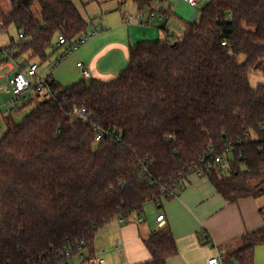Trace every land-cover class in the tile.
Listing matches in <instances>:
<instances>
[{
	"label": "trees",
	"instance_id": "trees-1",
	"mask_svg": "<svg viewBox=\"0 0 264 264\" xmlns=\"http://www.w3.org/2000/svg\"><path fill=\"white\" fill-rule=\"evenodd\" d=\"M2 1L0 32L22 35L11 43L27 61L45 63L62 48L60 35L71 44L87 34L70 1L7 0L9 14ZM116 1L142 13L155 2ZM198 12L180 38L133 45L112 81L62 87L49 77L54 98L35 93L18 108L31 110L0 137V264H62L70 248L87 262L99 229L161 205L160 188L190 175L186 167L204 156L226 160V169L205 174L225 200L264 197V85L249 84L251 73L264 74V0H208ZM81 106L109 135L94 141L90 126L70 115ZM144 245L150 260L142 264L177 255L166 226ZM258 245L264 225L231 261L254 264Z\"/></svg>",
	"mask_w": 264,
	"mask_h": 264
},
{
	"label": "crops",
	"instance_id": "crops-1",
	"mask_svg": "<svg viewBox=\"0 0 264 264\" xmlns=\"http://www.w3.org/2000/svg\"><path fill=\"white\" fill-rule=\"evenodd\" d=\"M104 1H115L116 12L107 15L115 8L112 4L104 10V13L98 17L99 26L104 27V31L83 46L75 54L71 64L75 65L81 74L77 64L82 63L89 73V80L100 82L112 81L125 70L129 62V51L133 45L142 41H161L167 34L174 37L173 29H177L178 25L180 31L184 28L185 32L188 26L186 11L193 9L182 0H159L154 7L160 13L157 20L163 23L152 25L150 21L149 25L140 26L134 21L127 24L123 21V16L132 10L127 8L122 11V8L131 2L120 5L116 0ZM131 5L133 11L137 12L136 6L133 3ZM2 7L5 14L10 13L11 8L7 0L2 1ZM90 25L92 26L93 23ZM155 26H157L156 29ZM89 31L87 30V33ZM184 32L178 37H181ZM160 33L165 37L161 38ZM64 50V47L60 48L57 54H61ZM52 76L53 74L51 78ZM56 78L60 82L56 81L57 79L53 81L64 87L66 80L63 75L59 74ZM0 90L5 92L8 90L5 83L4 86H0ZM262 208H264V197H249L228 202L215 191L206 177L198 178L193 174L188 175L181 191L174 198L163 199L159 208L160 212L156 214L164 216V226L171 233L177 249V255L170 258L167 264H207V260L216 255L219 256L221 264H234L231 261V255L242 247L243 238L264 225V220L259 213ZM142 223L143 219L137 222L133 218L122 223L115 220L112 229L116 231L114 236L116 239L111 246L112 238H101L97 244L95 235L94 249L100 254L103 264H142L150 260L144 241L157 226L154 221L155 228L147 230L141 226ZM104 230L108 232L109 228L106 226ZM118 241L121 245L116 249ZM262 247L264 246L258 245L254 248V264H256L257 252L264 249Z\"/></svg>",
	"mask_w": 264,
	"mask_h": 264
},
{
	"label": "built area",
	"instance_id": "built-area-1",
	"mask_svg": "<svg viewBox=\"0 0 264 264\" xmlns=\"http://www.w3.org/2000/svg\"><path fill=\"white\" fill-rule=\"evenodd\" d=\"M187 3L193 9H198L200 7V1L197 0H182ZM159 2V0H155V3ZM152 12L150 13H142L138 12L135 17L132 16H123L124 23H130L131 21H135L140 26H147L149 22L156 18L157 14H159V10L155 7H152ZM104 31L103 27H100V32ZM98 35V31L92 30L89 34L82 35L75 42L69 44L67 40L62 36L57 37V46L64 47V51L61 55L55 59V67H58L64 60L68 57L77 54L80 49L85 46L93 37ZM173 38L170 34L166 35L167 40ZM180 38V37H177ZM22 39V35H18V40ZM1 56H0V79L4 80L6 83L7 91L10 92L12 98L9 102V107L3 111L2 117H7L10 113H16L18 108L21 107L23 102L31 95L35 93L47 94L48 98H54V94L50 91L48 86V81L51 78V74L53 72V67L48 68V76L40 77L38 76L39 66L36 62L27 61V58L20 53L19 48L16 46L15 42L9 43L7 46L0 48ZM77 66L81 69V74L83 80H89L90 76L85 66L82 63L77 64ZM71 117L79 121L83 124H87L90 126L91 130L95 133V142H99L101 138L105 135H109L108 133H104L91 119L90 115L87 112V109L83 106L75 109L70 113ZM1 125V120H0ZM115 140L120 141L119 135H117ZM151 162H147L146 165H150ZM218 166L220 169H226L227 163L225 159H217L216 161L206 160L205 156L200 158L197 163L191 164L186 167V170L190 172L189 174H193L198 178L205 177V174L211 170L212 167ZM185 174L179 176L177 180L171 183L170 186L161 187L160 194L162 198H174L176 194L181 191L183 185L186 180ZM146 206H151L154 209H159V203H150ZM130 218V217H129ZM129 218L117 219L116 221L119 223L127 221ZM137 222H141L142 218L136 216L134 218ZM156 230L164 226V216L162 214L156 215L155 219ZM121 245V242H117L116 249ZM60 258H62V264H103V260L100 257V254L96 253L91 259L87 262L85 261V256L80 252H73L72 248L65 250L60 254ZM207 264H221V260L218 255L213 256L207 260Z\"/></svg>",
	"mask_w": 264,
	"mask_h": 264
},
{
	"label": "rangeland",
	"instance_id": "rangeland-1",
	"mask_svg": "<svg viewBox=\"0 0 264 264\" xmlns=\"http://www.w3.org/2000/svg\"><path fill=\"white\" fill-rule=\"evenodd\" d=\"M69 1L72 2L78 8L79 12L81 13V15L83 17V20H85L89 24L88 31L92 27L91 31L96 30V31H98V34L100 33V26H99L100 20L98 19V17L102 13H104L105 9H108L110 7V4L114 5L115 8L110 10L107 13V15H109L113 12H116L115 9H116L117 4L115 1H110V2H105L104 0H96V1L69 0ZM197 1L201 2L200 6H204L208 3V0H197ZM154 4H155V2H154ZM154 4H153V7H154ZM126 6H125V8H122L123 9L122 11H125L124 9H127V8H130V10H132V12H127L126 16L135 17L137 15L138 11L137 12L133 11L131 3H127ZM95 11H97V12H95ZM186 14L188 15L187 16L188 18L186 20V22L188 24H193L198 20V17H199L198 9H196V10L192 9V11H186ZM159 17H160L159 14H157L156 18L154 20H151L152 25H156L157 23H160V24L163 23V22H159V20H157ZM90 23H93V25L91 26ZM135 24H137V23L135 22ZM171 27H172V25H171ZM179 27L180 26L178 25L177 29L176 28L173 29L174 38L178 37L179 34L181 35L184 32V28H182L180 31ZM154 28L156 29L157 26H155ZM89 33H90V31H89ZM160 37L164 38L165 35L160 33ZM93 38H96V36ZM10 40H13V41L18 40L17 34L13 28H9L6 32H3V31L0 32V48L7 46L9 44ZM59 50L60 49H58L54 53H52V55L49 57V59L45 63L38 65L39 66L38 76L39 75L42 77L48 76V74H49L48 68L53 67L52 79H57L56 76L58 77L59 74H62L64 79L66 80V82H64L66 84H64L63 86L64 87H70L71 85L76 84L77 82H80L83 79H82V76L80 74V70L78 68H76L75 65H73V66L71 65L73 63L75 55L68 57L58 67L54 66L55 65V56L57 55ZM236 59H237V62L239 64L243 63L245 60L244 56H241V55L237 56ZM68 66H70V68H68ZM66 68H68V69H66ZM56 81L60 82L58 79ZM85 81H87V80H85ZM4 83H5V81L0 79V86H4ZM249 84H250L251 88H253V89L256 88L257 85H260V84L264 85V74L254 73V72L251 73L249 75ZM11 98H12V96H11L10 92H8V91L5 92L4 90H0V120H1L0 137L6 132V130L9 127L19 124L22 121V119L31 110L30 107H25L20 112L10 113L7 117L3 118L2 113L4 110H6L9 107L8 104H9ZM23 103H25V101ZM259 198H261V197H259ZM158 212H160V209H154L151 206H145L143 211L141 213H139V215H138L143 219V223L141 226L145 227L147 230L154 229L155 228L154 217ZM135 217H136V215L132 214L128 220H133V218H135ZM113 223H115V221L114 222L112 221L111 223H109L107 225V227L109 228L108 232H106L104 230V228L99 229L97 231V233H96V243L97 244L99 243L101 238H104V239L112 238V239H110V243H111L110 246L115 242L116 237H114V236L116 235V231L112 229V227L114 226ZM262 246H264V245H262ZM262 248H264V247H262ZM260 250H262V251H258L256 254V264H264V249H260Z\"/></svg>",
	"mask_w": 264,
	"mask_h": 264
},
{
	"label": "water",
	"instance_id": "water-1",
	"mask_svg": "<svg viewBox=\"0 0 264 264\" xmlns=\"http://www.w3.org/2000/svg\"><path fill=\"white\" fill-rule=\"evenodd\" d=\"M164 228V226H162L160 229H163ZM106 229V228H105Z\"/></svg>",
	"mask_w": 264,
	"mask_h": 264
}]
</instances>
